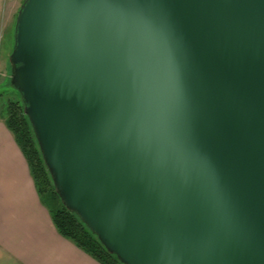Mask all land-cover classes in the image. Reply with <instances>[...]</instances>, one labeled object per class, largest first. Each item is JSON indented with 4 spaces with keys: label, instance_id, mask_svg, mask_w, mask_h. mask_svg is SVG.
<instances>
[{
    "label": "water",
    "instance_id": "obj_1",
    "mask_svg": "<svg viewBox=\"0 0 264 264\" xmlns=\"http://www.w3.org/2000/svg\"><path fill=\"white\" fill-rule=\"evenodd\" d=\"M10 84L62 206L122 264H264V0H24Z\"/></svg>",
    "mask_w": 264,
    "mask_h": 264
},
{
    "label": "crops",
    "instance_id": "obj_2",
    "mask_svg": "<svg viewBox=\"0 0 264 264\" xmlns=\"http://www.w3.org/2000/svg\"><path fill=\"white\" fill-rule=\"evenodd\" d=\"M3 1L11 21L23 0ZM0 264H100L58 234L26 160L1 120Z\"/></svg>",
    "mask_w": 264,
    "mask_h": 264
},
{
    "label": "trees",
    "instance_id": "obj_3",
    "mask_svg": "<svg viewBox=\"0 0 264 264\" xmlns=\"http://www.w3.org/2000/svg\"><path fill=\"white\" fill-rule=\"evenodd\" d=\"M4 109L7 114L4 125L13 136L26 160L39 199L48 209L58 234L100 264H122L114 255L107 252L96 236L75 214L62 206L54 191L50 175L44 166L31 125L23 113L22 101L19 98L13 99L8 96Z\"/></svg>",
    "mask_w": 264,
    "mask_h": 264
},
{
    "label": "rangeland",
    "instance_id": "obj_4",
    "mask_svg": "<svg viewBox=\"0 0 264 264\" xmlns=\"http://www.w3.org/2000/svg\"><path fill=\"white\" fill-rule=\"evenodd\" d=\"M4 5V1L0 3V120L3 122L7 116L4 109L6 98L10 96L13 99L19 98L21 100L17 90L10 84L11 65L8 61L13 47L16 17L14 15V18L11 17V21H8Z\"/></svg>",
    "mask_w": 264,
    "mask_h": 264
},
{
    "label": "bare ground",
    "instance_id": "obj_5",
    "mask_svg": "<svg viewBox=\"0 0 264 264\" xmlns=\"http://www.w3.org/2000/svg\"><path fill=\"white\" fill-rule=\"evenodd\" d=\"M20 8V7H19Z\"/></svg>",
    "mask_w": 264,
    "mask_h": 264
}]
</instances>
